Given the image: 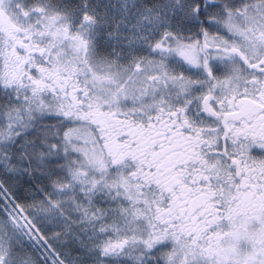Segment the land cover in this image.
<instances>
[{"label": "snow or ice", "instance_id": "obj_1", "mask_svg": "<svg viewBox=\"0 0 264 264\" xmlns=\"http://www.w3.org/2000/svg\"><path fill=\"white\" fill-rule=\"evenodd\" d=\"M0 264H264V0H0Z\"/></svg>", "mask_w": 264, "mask_h": 264}]
</instances>
